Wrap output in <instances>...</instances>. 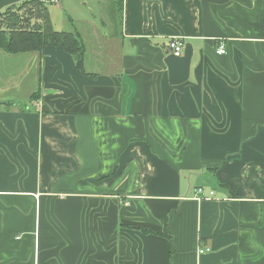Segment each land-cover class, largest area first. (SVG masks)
<instances>
[{"label":"crops","instance_id":"obj_1","mask_svg":"<svg viewBox=\"0 0 264 264\" xmlns=\"http://www.w3.org/2000/svg\"><path fill=\"white\" fill-rule=\"evenodd\" d=\"M95 2L87 73L0 50V264H264V0Z\"/></svg>","mask_w":264,"mask_h":264},{"label":"trees","instance_id":"obj_2","mask_svg":"<svg viewBox=\"0 0 264 264\" xmlns=\"http://www.w3.org/2000/svg\"><path fill=\"white\" fill-rule=\"evenodd\" d=\"M44 0H25L14 3L0 11V50L7 54L29 52L43 53L49 44L62 45L71 54L76 66L87 73L84 65L86 46L78 31L56 29L50 11ZM40 90L34 92L36 100ZM144 233H155L147 227H139ZM158 234L166 236L173 244L170 231V218L166 219L165 228Z\"/></svg>","mask_w":264,"mask_h":264},{"label":"rangeland","instance_id":"obj_3","mask_svg":"<svg viewBox=\"0 0 264 264\" xmlns=\"http://www.w3.org/2000/svg\"><path fill=\"white\" fill-rule=\"evenodd\" d=\"M88 1V3H86ZM109 5V4H108ZM47 7L50 11V15L53 21V24L56 29H61V30H68V31H73V25H71V21L69 18L71 17L72 19L75 20V22L79 21L81 18H87L92 21H99V18L101 17L100 11L98 7L97 2L95 0H61V6L58 3H47ZM121 16L117 15V13L114 16L116 25H112L113 28H118L120 29V19ZM115 24V23H114ZM82 25V24H81ZM2 26V23L0 21V27ZM113 28H111L113 30ZM102 29L105 30V28L102 25ZM108 30V28L106 29ZM28 88V87H27ZM35 90H39L38 87L34 89L33 91L30 90H25L23 89L20 98L22 100V108L25 109L26 106L30 107L31 101L29 100V96L31 93H33ZM35 108L32 106L31 111H34ZM77 140V139H76ZM214 188L216 185H213ZM212 187V186H209ZM208 189V188H207Z\"/></svg>","mask_w":264,"mask_h":264},{"label":"built area","instance_id":"obj_4","mask_svg":"<svg viewBox=\"0 0 264 264\" xmlns=\"http://www.w3.org/2000/svg\"><path fill=\"white\" fill-rule=\"evenodd\" d=\"M44 1L50 2V3H59L60 2V0H44ZM168 46L175 56H180L183 53L185 42L183 41L182 38L172 37L168 42ZM217 52L220 54H225L226 53L225 45L220 44L217 48ZM194 192H195L194 198L198 199V200L211 199L215 196V192L213 190H207L203 186L196 187ZM204 251H205L204 249L200 250L201 253H203Z\"/></svg>","mask_w":264,"mask_h":264},{"label":"water","instance_id":"obj_5","mask_svg":"<svg viewBox=\"0 0 264 264\" xmlns=\"http://www.w3.org/2000/svg\"><path fill=\"white\" fill-rule=\"evenodd\" d=\"M6 105V104H8L7 102H5V101H0V107L2 106V105Z\"/></svg>","mask_w":264,"mask_h":264}]
</instances>
